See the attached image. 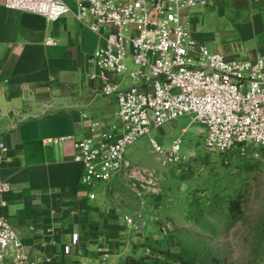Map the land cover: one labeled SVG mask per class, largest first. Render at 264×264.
I'll return each instance as SVG.
<instances>
[{
	"label": "built area",
	"instance_id": "2783aa9c",
	"mask_svg": "<svg viewBox=\"0 0 264 264\" xmlns=\"http://www.w3.org/2000/svg\"><path fill=\"white\" fill-rule=\"evenodd\" d=\"M218 1L77 0L73 11L62 0H3L6 9L38 15L47 22L72 14L100 40L92 57L96 70L87 78L99 96L115 99V121L92 122L86 137L43 141L46 147L73 145L74 162L83 169L82 187L93 191L130 177L133 165L127 151L153 130L186 116L202 126L199 133L212 154L244 158L252 149L264 151V55L250 61L212 53L196 42L183 22L186 11L212 7ZM149 144L166 164L180 165L191 158L182 152L181 137L168 150L153 138ZM7 154L8 148L0 144V162ZM8 191V185L0 183V198ZM6 206L0 203L2 209ZM126 223L135 226L132 218ZM77 242L75 235L72 247ZM72 247H65L64 255H71ZM3 261L36 264L8 218L0 214ZM99 264L115 261L104 254Z\"/></svg>",
	"mask_w": 264,
	"mask_h": 264
},
{
	"label": "crops",
	"instance_id": "0c3cea01",
	"mask_svg": "<svg viewBox=\"0 0 264 264\" xmlns=\"http://www.w3.org/2000/svg\"><path fill=\"white\" fill-rule=\"evenodd\" d=\"M62 1L75 11L77 0ZM227 6L249 13L243 20L252 50L242 56L255 61L264 55V0H219L207 10L223 13ZM194 10L184 13L187 28ZM22 17L0 0V144L8 148L0 162V183L9 188L0 198L7 204L0 214L36 264H99L104 254L119 261L121 256L113 255H122L126 247L119 240L121 218L112 213L109 197L99 194L108 185L93 191L81 186L83 169L74 162L71 143L43 145L48 138L89 136L92 122L115 121V100L99 96L87 78L96 70L92 57L100 40L72 14L47 22L44 34L23 27ZM190 32L208 48L199 30ZM210 51L227 59L241 57L235 50ZM75 235L78 242L72 247ZM68 246L72 254L66 256Z\"/></svg>",
	"mask_w": 264,
	"mask_h": 264
},
{
	"label": "rangeland",
	"instance_id": "374dc122",
	"mask_svg": "<svg viewBox=\"0 0 264 264\" xmlns=\"http://www.w3.org/2000/svg\"><path fill=\"white\" fill-rule=\"evenodd\" d=\"M194 9L188 30H199L210 50H235L238 60L252 50L243 20L249 13H236L230 6L223 13ZM201 128L186 116L153 130L127 151L133 165L130 177L100 191L122 222L119 240L126 247L122 255H113L121 256L115 264L128 257L145 264H264V151L222 158L207 151ZM179 137L182 152L191 155L180 165L166 164L149 144L153 138L168 150ZM234 202L240 205L236 214ZM126 218L135 226L129 227Z\"/></svg>",
	"mask_w": 264,
	"mask_h": 264
},
{
	"label": "water",
	"instance_id": "95a60500",
	"mask_svg": "<svg viewBox=\"0 0 264 264\" xmlns=\"http://www.w3.org/2000/svg\"><path fill=\"white\" fill-rule=\"evenodd\" d=\"M22 26L34 32L44 34L47 27V21L41 16L24 13L22 17ZM84 33L85 35L90 36L89 31H85Z\"/></svg>",
	"mask_w": 264,
	"mask_h": 264
},
{
	"label": "trees",
	"instance_id": "16d2710c",
	"mask_svg": "<svg viewBox=\"0 0 264 264\" xmlns=\"http://www.w3.org/2000/svg\"><path fill=\"white\" fill-rule=\"evenodd\" d=\"M221 156L223 158V156H226V155H221ZM230 157H232V156H226L224 158L230 159ZM232 205L234 206L232 208V212L235 213V214L238 213L239 212V209H240L239 203L236 204V202H234ZM124 264H145V263H143L142 261H139V260L135 259L134 257H128L126 259V261H125Z\"/></svg>",
	"mask_w": 264,
	"mask_h": 264
}]
</instances>
